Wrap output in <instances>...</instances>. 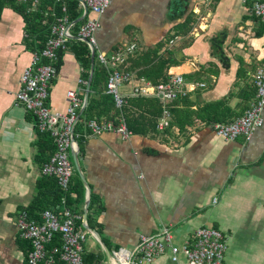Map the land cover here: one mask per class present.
<instances>
[{"label":"crops","instance_id":"crops-1","mask_svg":"<svg viewBox=\"0 0 264 264\" xmlns=\"http://www.w3.org/2000/svg\"><path fill=\"white\" fill-rule=\"evenodd\" d=\"M111 1L96 34L97 54L127 56L120 70L131 75L133 82L126 88L133 90L146 80L140 75L156 59L138 58L162 45L158 55L170 53L180 64L166 72L169 76L182 75L187 83L206 85L190 97L192 106L172 104L169 109L173 106L174 113L185 117L208 104L226 101L241 113V96L255 86L256 72L264 64L263 22L241 0ZM78 2L84 20L86 10ZM21 6L25 5L4 2L0 6V264L29 263L33 247L20 239L19 217L34 205L45 176L36 118L15 102L21 76L33 57ZM27 6V13L38 11ZM71 31L76 34L75 28ZM81 43L74 36L59 54L49 90V107L56 112H67L68 91L80 93V80L91 75V65L85 64L89 54L92 58L89 47L85 59L77 56ZM132 45L134 53H127ZM130 90L123 93L129 95ZM153 104L144 103L135 112L146 115L155 111ZM146 116L152 123L153 117ZM216 124L221 123L205 125L197 120L184 126V131L178 126L167 131L168 126L130 138L117 132L94 136L85 125L77 126V141L82 145L79 162L95 203L92 218L112 253L122 247L133 249L141 235L163 228L172 232L180 246L198 228L213 227L230 242L224 264H264V126L250 139L227 141L217 134ZM79 187L74 177L76 198L70 207L83 217L88 189L84 184L79 196ZM85 249L103 253L94 238L88 237ZM101 264L111 263L107 257ZM153 264L176 263L166 255ZM177 264L188 263L181 257Z\"/></svg>","mask_w":264,"mask_h":264},{"label":"built area","instance_id":"built-area-1","mask_svg":"<svg viewBox=\"0 0 264 264\" xmlns=\"http://www.w3.org/2000/svg\"><path fill=\"white\" fill-rule=\"evenodd\" d=\"M63 3V11L67 13L66 0H52ZM243 6L249 7L250 13L264 22V0H241ZM1 2V0H0ZM43 0H17L20 5H31L36 11L42 6ZM88 12L85 22L75 27L77 22H71L69 16L57 17L50 27L47 44L39 53H33L31 64L21 76V86L16 94V105L36 117V128L41 134L49 133L57 145V152L44 167L43 174L58 181L60 188L70 197L76 198L73 191L75 172L72 165V154L77 151V126L81 120V110L87 81L80 80L83 86L81 92L70 90L67 93L68 109L66 113L56 112L49 107V90L57 74L56 64L59 53L67 49L68 43L76 36L87 44L96 62L107 70V93L114 96L117 108L121 111L133 98L156 99L164 108L163 118L158 124V130L163 131L169 126V105L189 99L198 91L205 89V84L187 83L182 75H170L168 83L154 85L143 80L133 87L132 93L126 95L121 87L133 82L131 75L123 73L120 67L124 65L127 56L120 53L107 57L97 54L98 44L96 34L102 26V17L111 7V0H81ZM52 9V8H51ZM50 9V10H51ZM76 29V34L71 30ZM132 45L127 53H134ZM254 85L257 89L255 100L245 113L230 124H216L215 130L227 141L239 138L250 139L254 133L264 126V64L257 70ZM85 126L91 135L98 136L104 132H117L125 138L134 133L129 129L126 118H120L119 123L113 121L91 120ZM218 199L213 200L217 205ZM43 221L34 220L27 210L19 217V236L31 242L32 253L29 264H56L55 255L59 256L61 264H84L85 243L88 232L82 230L78 221L83 217L68 205L67 197L61 199L56 207L49 208L43 214ZM56 235L62 240L60 247L48 249ZM230 242L222 231L213 227H200L193 236L178 246L174 243L172 232L163 228L153 235H141L138 244L133 249L119 248L112 253V264H153L162 256H169L173 263H179L183 257L188 264H224L229 253Z\"/></svg>","mask_w":264,"mask_h":264},{"label":"trees","instance_id":"trees-1","mask_svg":"<svg viewBox=\"0 0 264 264\" xmlns=\"http://www.w3.org/2000/svg\"><path fill=\"white\" fill-rule=\"evenodd\" d=\"M4 2L11 3L12 5L17 2V0H1L0 6L4 4ZM67 2V13L63 11V3H54L52 0H43L42 6L39 8V10L36 13H27V8L30 9L29 6H21V9H23L25 18L27 19V23L29 24L28 28V37H27V46L29 51H32V53H39L44 49V47L47 44V40L50 36V27L51 24L55 21L57 17H62L63 15H68L71 22H77L78 20H81L82 17V11L79 7V2L77 0H66ZM52 8V9H51ZM51 9V10H50ZM192 18V14L187 19V22H190ZM259 19V18H256ZM260 20V19H259ZM85 19L79 22L75 25V27L79 26L80 24L84 23ZM46 24V25H44ZM264 27V22H263ZM162 45L154 50L153 52L145 55H141L138 59H156L153 64H151V67L148 71H145L140 75L141 79H146L147 81L151 82L154 85H159L161 83H168L170 81L169 74L166 72L171 68L175 66H179V62L176 60H173L172 54L166 53V55H158V53L161 51ZM219 50H221V44L219 45ZM88 46L84 42L81 43L79 46V50L77 51V56L81 57L82 59H85L84 56L88 55ZM62 52V51H61ZM60 54V53H59ZM85 61V64L87 67L91 65V57L90 54L88 55V58ZM130 59V58H129ZM157 65L153 67L155 64ZM90 77V73L86 76V79L83 78L88 82ZM109 74L107 70L100 67V65L95 62V70L93 74V81L91 86V91L89 93L88 97V104L83 112L82 118L79 122V124L85 125L86 122L91 120H97L98 122L102 121H113L116 124L119 123L120 118L125 116L126 121L128 123L129 129L137 135H147L150 132H159L158 130V124L160 119L163 118L164 115V108L160 101L158 100H152L151 99H144L142 97L140 98H133L129 100L128 105L124 108L123 111L119 110L116 105V101L114 96L107 93V81H108ZM86 88V86H85ZM257 93V89L255 86L251 87L250 89H247L245 91V94H242L241 99L242 103L240 104V110L241 113H237V110H232L227 105L226 101L212 103L206 105L201 110L197 111L196 113H189L185 114V117H181L179 112H175V110L172 109V107L169 110L170 118L172 122L169 124V129H172L173 126L180 127L181 130L184 131V126H191L194 122H197V120L203 122L205 125H211L215 123H223V124H230L233 121H235L237 118H240V115L245 113L244 111L249 107V102L254 100ZM85 96V95H84ZM84 96L81 95V97L84 99ZM181 102V103H180ZM144 103H154L152 106L155 107V111L148 112L146 115H151L152 123H150L148 120V117L144 114H137L135 112L136 108H141ZM175 107H178L179 104H185L187 107L192 106L194 103L191 101V98L179 101L177 103H174ZM35 117V116H34ZM85 117V118H83ZM36 118V117H35ZM185 119L186 122L182 123L181 119ZM83 120V121H82ZM37 123V120H36ZM150 123V124H149ZM78 124V126H79ZM165 129V130H166ZM86 131H89L86 127ZM37 133L39 137L41 138L39 142V160L44 165V167L50 162L52 157L57 152V145L54 140V138L51 136V134H41L38 130ZM80 137V135H79ZM77 138V140L79 139ZM80 143V156L82 154V145ZM79 156V157H80ZM73 169L75 172V179H77L78 183L81 185L79 189L77 190V194L80 196V192L83 189V182L81 181L78 173L76 172V168L74 163L72 162ZM47 184H50V188H46ZM74 184V180H73ZM39 189H40V195L35 200L34 205L30 210H27L30 214V217L34 220H40L42 221V217L44 212H46L49 208L52 206H57L61 203V199L63 197H67L68 205L72 207V204L74 203V198L67 195L58 185V181L54 178H50L48 176H44V179L39 182ZM43 189H47V191L43 192ZM74 191V188H73ZM74 193H76L74 191ZM95 203L94 198L91 197L90 206H89V213H88V223L93 229H97L99 233L100 227L97 226L96 222L92 218V211H94ZM38 212H42L41 215H38ZM83 220L78 221L79 227L86 231L83 228ZM88 237L90 235L88 234ZM21 239V238H20ZM23 240V239H22ZM103 241L107 243L110 246V243L107 239L103 238ZM31 243V242H30ZM62 244L61 237L59 235H56L55 238L52 240V242L48 245V249L52 250L54 247H60ZM85 259L84 264H101L103 260L107 259V255L104 253L101 254H93L90 252H87L85 249L84 252ZM56 264H61L59 260V256L55 255ZM29 264V263H28Z\"/></svg>","mask_w":264,"mask_h":264},{"label":"water","instance_id":"water-1","mask_svg":"<svg viewBox=\"0 0 264 264\" xmlns=\"http://www.w3.org/2000/svg\"><path fill=\"white\" fill-rule=\"evenodd\" d=\"M81 2V0H78ZM85 10H86V14L88 12V9L86 7V5L84 6ZM83 19L81 20H78L77 23L81 22ZM95 54H92V58H91V75L89 77V80H88V83H87V86H86V92H85V96H84V106L81 110V117L83 115V112L88 104V97H89V93L91 91V86H92V81H93V74H94V70H95ZM79 154H80V146L79 144H77V151L74 152L72 154V160H73V163L75 165V168H76V171L80 177V179L83 181V183L86 185L87 189H88V200L86 202V206H85V210H84V215H83V228L89 233L90 236H92L96 241L97 243L99 244V246L102 248L103 250V253L105 255H107V257L109 258V262L111 263L112 262V255H111V250L109 249L107 243H105L103 241V238L101 237L100 233L93 229L89 223H88V213H89V206H90V198H91V191L87 185V182H86V179H85V176L83 174V171L81 169V166H80V162H79ZM112 264V263H111Z\"/></svg>","mask_w":264,"mask_h":264},{"label":"rangeland","instance_id":"rangeland-1","mask_svg":"<svg viewBox=\"0 0 264 264\" xmlns=\"http://www.w3.org/2000/svg\"><path fill=\"white\" fill-rule=\"evenodd\" d=\"M128 90H130L129 88H126L125 86H123V87H121V91H123V92H125V91H128ZM132 90H130L129 92H131ZM125 93H128V92H125ZM83 118H85V117H83ZM83 121V120H82ZM82 124H79V126H81ZM76 133H78L77 131H76ZM72 162H73V160H72ZM93 238L90 236L89 237V240H92ZM95 240V239H94ZM86 245H88V243L86 244ZM112 255V254H111Z\"/></svg>","mask_w":264,"mask_h":264}]
</instances>
